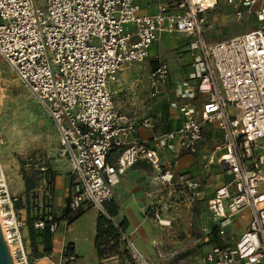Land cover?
<instances>
[{"label":"built area","instance_id":"1","mask_svg":"<svg viewBox=\"0 0 264 264\" xmlns=\"http://www.w3.org/2000/svg\"><path fill=\"white\" fill-rule=\"evenodd\" d=\"M222 1L155 0L151 13L139 0H45L42 6L36 0H0V55L54 123L70 163V214L86 207L106 214L104 205L120 177L141 161L162 184L171 183L175 164L162 153H197L208 127L216 125L222 135L217 157L228 180L207 202L211 222L204 230L216 241L203 264H264V28L209 43L205 32L214 25L209 17ZM225 1L237 19L247 11L264 20V8L254 10L258 0ZM172 34L193 40L203 72L197 87L188 81L171 87L169 63L156 58L150 98L175 94L182 102L171 105L183 120L175 130L153 134L151 147L133 135L140 128L154 133L153 118L124 117L110 86L125 65L146 62L152 47ZM201 94L207 101L198 115L192 101ZM15 201L0 159L4 236L15 264H36L25 249ZM245 210L252 213L247 230L233 238L228 227ZM58 226L52 220L50 230ZM122 239L131 264H151L124 233ZM62 257L59 264L75 260Z\"/></svg>","mask_w":264,"mask_h":264},{"label":"rangeland","instance_id":"2","mask_svg":"<svg viewBox=\"0 0 264 264\" xmlns=\"http://www.w3.org/2000/svg\"><path fill=\"white\" fill-rule=\"evenodd\" d=\"M44 1L36 0L37 6H42ZM139 3L149 12L155 10L154 0H139ZM209 22L214 25L205 32L208 42L233 37L237 35L238 28L245 26V21L236 19L225 0L209 17ZM152 54L150 60L143 64H134L125 69L132 76L126 77V87L114 95L116 105L132 110L130 112L134 118L151 116L157 131L173 129L178 124L174 110L162 97H149V68L151 62L160 57L169 63L175 83L188 81L197 87L203 72L199 51L194 49L191 38L172 34L155 44ZM113 87L117 88V83ZM120 87L123 88V85L120 84ZM171 96L174 98L175 94ZM200 97H204L203 102L207 101L204 94ZM53 124L44 106L30 89L20 83L0 55V159L15 204L20 203L22 207L21 210L15 207L21 219L29 213L45 221L53 220L58 224L62 221L55 185L58 177L69 174L70 163L61 150ZM206 135L204 147L193 154L195 169H191L193 165L187 161L178 173L185 174L182 175L185 178L180 180L176 176L171 183L162 184L156 172L150 168L133 167L114 190L113 200L120 216L121 213L126 214L121 204L129 202V199L142 208L141 221L149 235L137 249L151 264H201L205 251L215 244L204 226L209 195L223 178L217 157L220 150L216 148L222 144V135L216 125ZM42 167L45 169L42 170ZM23 171L36 179L32 189H26ZM188 182H197L199 187L190 189ZM159 210V216H156ZM122 219L116 222L121 223ZM236 228L239 231L238 226ZM122 250H127L126 242ZM122 258L130 262L128 250Z\"/></svg>","mask_w":264,"mask_h":264},{"label":"crops","instance_id":"3","mask_svg":"<svg viewBox=\"0 0 264 264\" xmlns=\"http://www.w3.org/2000/svg\"><path fill=\"white\" fill-rule=\"evenodd\" d=\"M142 8H144V7L142 6ZM154 8H155V6H154ZM262 8H264V0H258L257 4L254 7V10L260 11V9H262ZM144 10L149 12V9L144 8ZM233 13H234V11H233ZM241 20L245 21V26L238 28L236 30L238 32V33H236L237 35L243 34L245 32L251 31V30L264 28V20L263 21L259 20V18L255 14L248 13L247 11L244 12ZM237 35H235V36H237ZM209 43H214V42H209ZM152 55L153 54H152V50H151V55L149 57V60L152 57ZM140 63H134V64H140ZM134 64H127L120 71L118 79L115 82V83H117V88H114V87L112 88L113 84H115V83L111 84L110 87H111V90L113 91L114 95L119 93L122 89H124L126 87L124 84V83H126V77L128 75L130 77V76H132V74H131V72L125 71V69H127V67H129V66H133ZM141 64H143V63H141ZM154 66H155V60L153 62H151L149 72H148L149 77L147 79H148L149 89H150V77H151L150 71ZM122 71H124V72L121 73ZM179 83H180V81L175 83L174 80L172 79V77H170L169 85L171 87H173L174 84L177 85ZM120 84L123 85V88L120 87ZM149 93H150V90H149ZM161 97L169 105V108L172 111L174 110V113L177 115L178 124H177L176 128H173V129H161L160 131H157L154 129V133L148 129L140 128L133 135V138L139 139L141 141H146V142H148V144L151 147H154V145H156L155 141L153 140V134L158 135V134L165 132V131L175 130V129L179 128V126L181 125L182 120H183L178 109H176L175 107H173L171 105L173 101H175V100L178 101L176 96L174 98L171 95H169V96L163 95ZM203 98L204 97H200V95H198L197 99L192 101L193 106H195L196 110L198 111L197 112L198 115L202 112L203 105L206 102V101L203 102ZM150 99H152V98H150ZM114 102H115V108H117V111H119L124 117H126L129 120L140 121V119H142L143 117L146 116L145 115L141 118H134L133 117L134 115L132 114V112H130L132 110L126 108V106H123V108L117 107L115 96H114ZM212 129H213V126H209L208 129L206 130L205 138H204L203 142L200 143L201 145L199 146L198 151H200V149L204 147L203 143H205L206 139H207L206 134L209 131H212ZM221 139H222V137H221ZM162 155H163L164 159L167 160V162L171 161L175 164V174H176V176H179L178 178L180 180L185 178L184 176H182L185 174L178 175V173H180L179 171L181 169H183V167H184L185 163H187V161H188V163H191V166L193 165L191 167V169H195V166H194L195 156L189 152L184 151V152L171 153L169 151H164L162 153ZM134 167H139L141 169L150 168L152 171H154L153 168L150 166V164L148 162H145V161H141V162L137 163ZM220 167L222 169L221 165H220ZM131 169H129L128 171L130 172ZM222 172H223V178H222L221 183L218 186L222 185L225 181L228 180V176L223 171V169H222ZM124 175H122L120 177V181ZM157 177H158V174H157ZM71 179H72V177H71L70 171H69L68 175H66L64 177H58L57 178L55 190H56L58 200H59V208H60L61 213H62L61 214L62 215L61 216L62 221L59 223L58 229L55 232H52L49 228V232L51 233V237L49 239L48 238L45 239L43 237V232H44L45 228H37L36 224L38 222H40L39 220L34 224L33 228H29V222L27 223V217L22 218L23 226L21 228V234H22V237L24 239L23 243H24L25 249H26L27 253L29 254V256H31L32 259H35L36 264H59V262L61 261V258H63L62 256L65 255V253L67 251V246L69 244H72L74 247V255L73 256L75 257V260L70 261V262H64V264H131V262L127 261L126 259H123L122 256L114 257L112 259H101V258H99L97 251H96V248H95L96 225H97V218H98L99 212H98V210H96V208H92V207H86V208L82 209L78 214H70L68 212L67 197H68V193H69L70 187H71ZM118 184H120V182ZM118 184L114 187V190L116 189ZM214 191L209 195L208 200L213 196ZM121 206H122V208L126 214L122 215V213H121V216L119 215L116 218V220H121L122 217H123L122 221L125 219L127 220L128 225H127V229L125 230V235L127 237H129L133 242H135V245L136 246L138 245L137 246V248H138L141 246V244H143L142 241L145 238L147 239V237L149 235V231H147V229L145 228L146 226H144V222L141 221L142 219L140 217V214H141L142 208L140 206H137L136 204H134L132 202V200H130V199H129V202H127V203L124 202V204H121ZM206 211H207V217H206V222H205L206 225L204 226V228L206 226H209V224L211 222L210 215L208 213L207 208H206ZM251 214L252 213H250L249 210L243 211L239 216H237L235 218L232 226L228 227V229H229L228 232L231 236H233V238L239 237L245 230H247V227H248L249 222H250ZM124 217H126V218H124ZM236 226H238L239 231H237ZM31 232L34 233V239H35L34 242H32V239H31ZM49 245H51L52 251L50 253H44L45 247L49 246ZM206 251L204 253V256L206 254ZM203 261H204V257L202 258L201 264H203Z\"/></svg>","mask_w":264,"mask_h":264},{"label":"trees","instance_id":"4","mask_svg":"<svg viewBox=\"0 0 264 264\" xmlns=\"http://www.w3.org/2000/svg\"><path fill=\"white\" fill-rule=\"evenodd\" d=\"M23 180L25 182L26 189H32L36 185V179L33 176H29L26 172H22ZM17 210H21L22 207L20 203L15 204ZM106 214L99 213L96 225V237H95V248L99 258L108 259L110 257L123 256L127 253V250H122L124 241L122 239V234L127 229V220H123L121 223H117L115 220L119 216V208L112 199L111 201L105 203ZM69 212V211H68ZM43 221L45 224V230L43 232V237L49 239L51 233L49 232L52 220L45 221L42 218H35L27 214V223L29 222V228H33L37 221ZM56 222V221H55ZM31 239L34 242V233L31 232ZM216 241V240H215ZM34 244V243H33ZM34 249V248H33ZM52 251L51 245L46 246L44 253H50ZM74 255V247L72 244L67 246V251L65 256Z\"/></svg>","mask_w":264,"mask_h":264},{"label":"water","instance_id":"5","mask_svg":"<svg viewBox=\"0 0 264 264\" xmlns=\"http://www.w3.org/2000/svg\"><path fill=\"white\" fill-rule=\"evenodd\" d=\"M13 256L0 223V264H15Z\"/></svg>","mask_w":264,"mask_h":264}]
</instances>
